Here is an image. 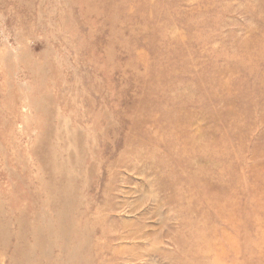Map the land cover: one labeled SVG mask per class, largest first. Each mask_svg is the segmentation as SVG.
Wrapping results in <instances>:
<instances>
[{
    "label": "rangeland",
    "instance_id": "rangeland-1",
    "mask_svg": "<svg viewBox=\"0 0 264 264\" xmlns=\"http://www.w3.org/2000/svg\"><path fill=\"white\" fill-rule=\"evenodd\" d=\"M0 219V264H264V0H0Z\"/></svg>",
    "mask_w": 264,
    "mask_h": 264
},
{
    "label": "bare ground",
    "instance_id": "bare-ground-1",
    "mask_svg": "<svg viewBox=\"0 0 264 264\" xmlns=\"http://www.w3.org/2000/svg\"><path fill=\"white\" fill-rule=\"evenodd\" d=\"M199 151L197 152H194L193 153V159L192 160H187L185 161V165H181L182 162H184L185 158L183 157L182 154L180 153H175L174 151H171L170 155L168 157H170L171 159H173L172 161L174 160H177L179 163L178 165L175 166L173 172L175 173L177 171L178 173V170L182 172V174L185 176V178H183V182L185 183H188V185L192 188V191L195 192L196 190V187H198V181L201 179V178H204L205 180H207V177L209 174V176H215V174L213 173H210L209 171L210 170H214L215 167L211 165L212 161L210 160L211 157L210 156H207L208 158H205L204 156H198L201 154V151H207L209 150L208 149V146H209V143H199ZM192 154V152L190 153ZM200 158H203L204 160H200ZM206 161V162H205ZM163 162H169V161H166L164 160ZM171 162V161H170ZM199 162L203 163L205 162L204 164H206L204 167H201ZM193 163H198L197 167L198 169L196 170V172H192V171H188L190 168H193L195 167V165H193ZM185 166V168H184ZM183 168H184V171H183ZM197 181V182H195ZM71 195L69 192H65L63 190V186L59 187L58 188V195L60 196L61 199H63L67 205H68V197L69 195ZM192 195L189 196V200L187 198V202H190L191 206H188V208H191L193 207V205L198 201L197 200V196H195V198L191 197ZM191 197V198H190ZM77 200V196L74 194L73 196V205L72 207L74 208V216L78 217L81 221H83V224L78 225L75 221L72 222V225H71V233L73 234V238H72V247H73V258H77L78 255H80V252H82L83 250L85 251L86 253V256H87V253H88V250L86 251V249H84V244H82V239H83V236L88 232H91V226L92 224L90 222L85 221V213H81L78 211L77 209V203L78 205L81 206V203L79 201H76ZM195 201V203H194ZM75 202V203H74ZM71 203H72V200H71ZM61 207H65V206H61ZM88 223V225H87ZM8 223L6 221H2L0 219V233H2L3 237L0 239V240H6L8 237H9V234H11V232L8 230ZM89 227V228H88ZM60 226H58V230H55L56 232H59L61 237H65V233L60 230ZM90 235V233H89ZM40 240V236H39V233L36 234V238H35V243L36 245H39L38 242ZM33 246V245H32ZM32 246H31V249H32ZM31 251V250H29ZM15 252V254H14ZM28 254L30 252H27ZM13 257H12V263L13 264H16L18 259H22L23 260H26V259H30L31 257H29L27 254H25V252L18 250L17 249V245L13 246V252H12ZM11 263V264H12ZM18 263H20V261H18Z\"/></svg>",
    "mask_w": 264,
    "mask_h": 264
}]
</instances>
